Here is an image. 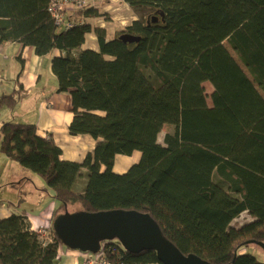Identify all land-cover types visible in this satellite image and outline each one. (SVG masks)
Masks as SVG:
<instances>
[{
    "label": "trees",
    "instance_id": "obj_1",
    "mask_svg": "<svg viewBox=\"0 0 264 264\" xmlns=\"http://www.w3.org/2000/svg\"><path fill=\"white\" fill-rule=\"evenodd\" d=\"M117 1L139 19L108 39L88 19L109 14L90 4L60 12L56 25L58 0H0V45L40 57L59 51L51 70L57 92L70 95L68 133L94 141L81 161L64 160L51 136L11 120L0 126L1 153L43 180L41 192L59 204L51 221L75 206L134 211L184 255L264 264L250 251L264 252V0ZM88 35L97 50L82 48ZM20 98L3 94L0 105L12 109ZM134 152L138 162L115 173V156ZM243 212L251 221L233 225ZM100 246L109 264H161L117 240ZM59 247L51 226L42 238L24 213L0 219V264H57Z\"/></svg>",
    "mask_w": 264,
    "mask_h": 264
},
{
    "label": "crops",
    "instance_id": "obj_2",
    "mask_svg": "<svg viewBox=\"0 0 264 264\" xmlns=\"http://www.w3.org/2000/svg\"><path fill=\"white\" fill-rule=\"evenodd\" d=\"M85 44L82 48L85 47ZM59 54V51L54 50L52 53L40 57L35 54L32 47H24L18 43L0 45L1 59L6 56L8 58H5L6 60L12 61L9 75L1 77L0 73V79L4 78L5 81L10 78L14 79L18 88L13 91L19 90L21 96L12 109L0 105V108L4 106L6 109L5 112H0V118L3 115L5 116L3 122L19 120L16 122L36 125L40 135L44 137L47 135L51 136L56 145L61 148L64 160L79 162L88 152L93 150L94 141L88 136H71L68 133V125L72 118L70 113V95L57 92V80L51 70V60ZM0 67L2 66L0 65ZM139 158L140 154L138 152H134L131 156L117 155L113 171L122 174ZM15 184V182L10 183L12 186ZM12 186L7 190H11ZM48 203L49 206L42 209L38 217L27 215L24 212L29 224L32 222L34 228L38 224L50 227L55 204L53 201ZM11 211L16 212V209L11 210L0 204V219L9 216ZM56 263L83 264L79 252L63 247H59L57 251Z\"/></svg>",
    "mask_w": 264,
    "mask_h": 264
},
{
    "label": "water",
    "instance_id": "obj_3",
    "mask_svg": "<svg viewBox=\"0 0 264 264\" xmlns=\"http://www.w3.org/2000/svg\"><path fill=\"white\" fill-rule=\"evenodd\" d=\"M120 39L129 43L137 41L126 35ZM51 227L62 246L80 253L96 254L101 242L117 240L130 253L155 252L161 264H210L193 254H182L143 213L122 210L70 213L64 210L53 219ZM259 246L264 251V244Z\"/></svg>",
    "mask_w": 264,
    "mask_h": 264
},
{
    "label": "rangeland",
    "instance_id": "obj_4",
    "mask_svg": "<svg viewBox=\"0 0 264 264\" xmlns=\"http://www.w3.org/2000/svg\"><path fill=\"white\" fill-rule=\"evenodd\" d=\"M88 4L97 7L102 13L109 14V19L105 20L101 18L88 19V22L91 26L98 27L100 29L104 28L108 39H110L115 33L123 31V28L126 25H130L131 22L139 19V15L137 13H133L126 4H123L122 2L117 0H91L89 3L86 2L85 5ZM75 8L80 7L77 5H68L67 3H64V0H62V4H56V13L58 14L59 12H66ZM85 42L86 44L84 43V48H95L92 50H97L95 37H93L92 35H88ZM227 49L229 50L231 56L238 63H240L235 54L228 47ZM5 58L8 59L6 56L4 57V59H1L0 57V65L2 66L0 67V69L2 68V70L0 71L1 77L3 75H9L10 67L12 64V61L6 60ZM18 67H20V65H18ZM0 85V96L5 93L8 94L15 88H18V86L15 84L14 79L11 78L7 79V81H5L4 78H1ZM203 86L205 88V93L207 94V103L210 105L209 95L212 92V87L209 83H204ZM5 110L6 109L4 108V106L0 108V112H5ZM4 119L5 116L1 115L0 123L2 122V124L0 125H3L5 123L3 122ZM16 121L14 122L20 123ZM168 130V125L163 127L161 133L158 135L159 143H162V138ZM12 182H15L16 184L13 186L10 185V183ZM10 186H12L11 190H7L10 188ZM43 188H46V185L39 176L32 173L28 169L20 167L15 162L10 161L0 151V204L4 205L10 203V209H16V213L22 214L25 212L27 215L38 217L40 211L48 207V202L52 201L47 194L40 192ZM53 202L55 204V208H58L59 204L55 201ZM67 211L70 213H75L79 212L80 210L79 207L75 206L68 209ZM249 221H251V217L246 212H243L233 221L232 224L235 226H241ZM250 251L255 255L259 262L264 263V252H262L258 247H252Z\"/></svg>",
    "mask_w": 264,
    "mask_h": 264
},
{
    "label": "built area",
    "instance_id": "obj_5",
    "mask_svg": "<svg viewBox=\"0 0 264 264\" xmlns=\"http://www.w3.org/2000/svg\"><path fill=\"white\" fill-rule=\"evenodd\" d=\"M59 2L53 4L51 7V11L53 13V16L55 17L56 25H59L62 23V14L60 12L57 14L56 13V4H62V0H58ZM91 0H64V3H67L68 5H77V6H84L87 3H89ZM61 2V3H60ZM58 15V16H57ZM30 227L34 231L38 232L42 238H46L48 234V228L47 225H41L38 224L34 228L32 225V222H30ZM82 262L83 264H109L107 261H105L102 258L101 253H96V254H89V253H82L81 254Z\"/></svg>",
    "mask_w": 264,
    "mask_h": 264
},
{
    "label": "bare ground",
    "instance_id": "obj_6",
    "mask_svg": "<svg viewBox=\"0 0 264 264\" xmlns=\"http://www.w3.org/2000/svg\"><path fill=\"white\" fill-rule=\"evenodd\" d=\"M53 221V220H52ZM52 221H51V224H50V226H52ZM63 248H65L64 246H63ZM80 253V252H79ZM82 253H80V255H81ZM89 254H91V253H89Z\"/></svg>",
    "mask_w": 264,
    "mask_h": 264
}]
</instances>
